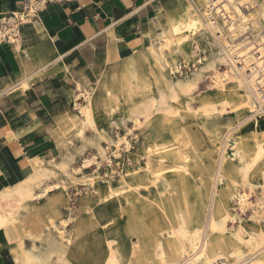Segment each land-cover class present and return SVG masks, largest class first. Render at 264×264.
Returning a JSON list of instances; mask_svg holds the SVG:
<instances>
[{
    "label": "bare ground",
    "instance_id": "6f19581e",
    "mask_svg": "<svg viewBox=\"0 0 264 264\" xmlns=\"http://www.w3.org/2000/svg\"><path fill=\"white\" fill-rule=\"evenodd\" d=\"M36 1L32 0V4H35ZM211 5L217 7V14L208 12ZM253 9L256 10L252 11ZM178 10L180 16L162 27L159 34L161 42L158 50L151 42L145 51L154 58V64L159 68V76L161 81L165 83L167 90H160L158 96L150 94L140 102L134 101L133 97L137 92L147 93L150 89V85L143 81L137 72L136 67L140 63V58L134 52L128 56V67L121 71L112 70L111 75L108 74L109 69L103 71L98 77L97 88L82 90V83H77L76 88L72 90V99L75 102L74 110H79L81 116L73 112L69 101L65 103L62 113L63 120L73 129L78 128V134L83 139L85 138V126L91 127L100 139L96 146L103 159L107 154V148L101 144L102 139L110 144L114 143L113 145L117 148V151L114 152L116 156L124 145L123 148H130L131 141L127 135H117L118 137L113 139L107 132H101L95 116L96 110L101 106L109 113L117 110L121 103V96H123L124 104L128 106L129 111L127 118L122 117L123 122L125 123L130 119L133 121L134 127L138 129L148 126L155 118L153 115L156 112L178 116L180 110H184L190 116L202 114L207 117V115L223 116L225 112L232 113L238 111V108H242L248 109L250 112H262L264 116V108L260 106V111L256 109V102L254 101L256 99L260 102L259 105H264V0H183L178 5ZM216 16L217 19L214 22L213 17ZM249 23L252 26V33L244 31L245 25ZM237 30L240 31V36H238ZM202 31H204L203 34H210L220 49L216 50L217 52H214L210 59L205 61L201 59V65L191 75L184 74L182 77L172 78L178 72L179 62L177 63L175 57L169 60L166 57V52L176 47L186 59L196 62V53L195 50L191 49L190 43L195 39L196 34ZM197 35L199 36L200 33ZM236 36L243 39L238 42ZM13 40L15 41V39ZM139 55L141 54L139 53ZM143 55L147 58L146 54ZM222 64L227 65V69L223 72L219 66ZM133 67L134 69H132ZM206 71L212 73L214 88L216 89L214 95L224 98L223 100L216 102L213 98L203 96L199 92L200 82ZM109 76L114 78L120 76L124 82L125 85L120 94L114 92L113 88L109 86ZM27 79L23 81L25 87L29 86ZM82 98H85V105L79 102ZM225 98H232L238 102L228 108L232 103ZM194 101H198V109L193 107ZM253 117L254 114L246 117L239 125L242 126V124L252 120ZM168 119L170 118L168 117ZM127 129L131 133L132 128ZM235 129V127L228 128L223 138L221 153L219 152L220 158L212 178L211 199L207 208V215L203 216L202 211L196 209L191 213V220L189 219L193 223L192 228H188L185 215L181 212L176 213L174 209L177 214L175 218L177 224H170L168 227L160 229L157 233L158 236L152 233L155 237L152 242L146 243L147 250L141 253L137 263L135 261L124 263L120 251L114 244L115 241L108 240L109 255L106 264H228V257L233 259L232 263L229 264H264V135H259L258 129H256L250 141V147L247 148L241 138L232 135ZM182 137V133H174L176 140L182 141ZM150 139H155V137L150 136ZM156 141L154 140L155 144L147 146V151L150 154H157V151H164L168 147L163 143L160 147ZM228 147H231L229 157L238 161L237 165L230 166V172L241 177L244 187L247 185L251 191L254 190L253 187L258 184H255L256 175L261 178L259 185L262 188V198L258 206L251 207L250 222H245L238 213L226 207L230 198H236L243 213L247 208H250L251 204L250 193H246L247 191L245 193L239 192L237 181L230 178L228 182L225 179L224 165L226 164ZM181 157L183 158V156ZM43 161L40 157L34 158L30 164V172L23 180L0 190V232H9L15 229L18 238L17 245L13 249H16L14 252L16 264H50L54 256L58 257L54 264H70L68 258L65 257L67 246L73 242L71 237L65 235L68 220L61 219L59 223L54 218L50 219L46 230V245L44 246L32 243V246L27 247L23 235L24 230H21L25 222L19 217L21 212L24 210L26 213H30V208H34L36 203L64 186V181L60 180L61 178L57 180L58 167L47 165ZM49 162L59 166L62 170L66 169L68 164L62 161L55 162V159ZM93 162H96L100 167L101 163L94 157L93 159H86L81 169L89 168L94 164ZM185 166L180 164V166L170 167H173L171 169H181L186 168ZM152 168L148 164L149 178L157 181L161 177L160 172L154 171L156 169L153 170ZM254 168L259 169L255 174L252 173ZM123 180L125 186L121 189L115 190L112 185L108 184L110 192L106 198L109 199L115 194L134 188L127 179ZM219 185H224L225 192L217 200ZM136 192L141 195L138 188ZM125 200L128 201L129 198ZM172 205L174 206V204ZM165 215L171 223L170 213L168 215L166 212ZM155 223L157 224V222ZM229 223L233 224V231H229ZM162 236L166 238V241ZM64 239L66 240L64 241ZM140 243L142 240H139Z\"/></svg>",
    "mask_w": 264,
    "mask_h": 264
},
{
    "label": "rangeland",
    "instance_id": "374dc122",
    "mask_svg": "<svg viewBox=\"0 0 264 264\" xmlns=\"http://www.w3.org/2000/svg\"><path fill=\"white\" fill-rule=\"evenodd\" d=\"M180 2H183V0L177 3L180 4ZM255 10L256 9H253L252 11ZM167 19L168 16L165 17V22ZM244 29V31L252 33V26L250 23L246 24ZM161 30L162 28L160 26V31ZM159 32H157V36L155 37L156 43L152 42L156 50H158V46L161 42L160 35L158 34ZM239 32L240 31L237 33ZM199 33L200 37L197 35ZM199 33L196 34L195 39L190 43L191 49L195 50L196 53V62L186 59L184 54L178 51L176 47L166 52V57L169 60L175 57L177 63L179 62L178 72L174 74L172 78L182 77L184 74L191 75L193 71L201 65V59L204 61L210 59L211 55L220 49L219 45L210 34H203L204 31ZM240 35L241 33H239L238 36ZM235 38L238 42L243 39L237 36ZM236 40L235 42H237ZM93 50H95L94 47ZM144 54L147 55V58L144 56V60H140L141 63H139L136 68L137 72L143 78V81L150 85V89L147 93L137 92L133 97L135 102L144 100L145 97H148L150 94L158 96L160 90H167L165 83L161 81V77L159 76V68L154 64V58L152 55L147 54V52H144ZM129 55H127V57ZM121 58L122 57L116 53L115 57L111 58L113 62H111V66L108 65V68L110 67V69L118 71L119 62L121 61L123 63V60L118 61ZM108 61H110V59ZM115 61L116 63L114 64ZM161 61L163 62L164 60L162 59ZM219 66L221 72L227 69L226 64ZM132 69H134V67ZM102 71L104 70H100L98 75L102 73ZM108 79L109 86L113 88L114 92L120 94V91L125 85L120 76L116 78L110 76ZM82 81V90L94 89L98 87L99 83H97V79L87 80L86 77H83ZM213 81L212 73L206 71L200 82L199 92L203 96L213 98L214 101L218 102L224 98L222 99L214 95L216 89L214 88ZM225 99L232 103L228 108H231L232 105H236L238 102V100H232V98ZM254 101L256 102V109L260 111V106L264 108V105H259L260 102L258 100L256 101V99H254ZM79 102L82 105L86 104L85 98L80 99ZM74 104V101L70 103L73 112L81 116L79 110H74ZM193 107L198 109V101L193 102ZM128 113V106L124 104L123 96H121V103L117 110L109 113L105 111L104 108L102 109V106L96 110L95 116L101 132L110 133L113 139L117 138V135H127L128 139L131 141L130 148H123L124 145L116 156L114 152L117 151V148L113 145L114 143L110 144L108 141L102 139L101 144L107 148V154L104 159L96 146V143H98L100 139L97 137V134L93 132L91 127L85 126V132H88V135L92 136L89 137L85 133V138L83 139L80 137L81 135L78 134V128L73 129L69 124L65 123L66 127L65 130L62 131L63 136L61 143H59L58 154L54 158L55 162L62 161L68 163L66 169H63V171L59 166H55L48 161L46 163L43 161V163L47 165L58 167L57 170L59 174L57 180L61 178L60 180L64 181V186L59 190L51 192L50 197L44 198L42 203L38 204L37 210L31 209V207L30 213H26V211L23 210L19 215L21 220L27 219L21 228V230H24L23 235L26 238L27 246H30L31 240L33 243H38L40 246L46 245V230L48 228V223H50V219L54 218L59 223L61 219H66L68 220V226L65 235L66 237H71L73 241L67 246L65 254L70 264H106L109 255L108 240L115 241L114 244L120 251L124 263H129L130 261L136 262L141 253L147 250L145 247L146 243L152 242L155 237L152 233L157 234L160 229L166 228L170 224H177L175 220L176 213L181 212L185 215L189 222H187L188 228H192L193 223L190 222L189 219L191 220V213L196 209L202 211L203 216L207 215V208L211 199L212 178L220 158V148L222 147L223 138L228 128H236L232 135L241 138L244 144L247 145V148L250 147V141L256 129H258L259 135H264V116L262 112L255 113L242 108H238V111L236 110L232 113L225 112L223 116L207 115V117L202 114H199V116H190V114L186 113L184 110H180L178 116H169L164 113L156 112L153 115V118H155L143 129L134 127L133 121L130 119L125 123L123 122V118H127ZM252 114H254V117L251 118L252 120L247 121L248 123L246 122L242 124V126L239 125L242 120ZM168 117L170 119H168ZM172 118L175 119L173 120ZM127 128H132L131 133ZM116 130L117 132L115 135L114 132ZM175 132L182 133V141L174 138ZM150 136H154L155 139H150ZM154 140H157L156 143L160 145V147L166 144L165 146H168L166 148L167 150L164 149V151H157V154H150L147 151V146L155 144ZM227 153L226 164L224 163L225 179L228 182L230 178L237 181L239 192L245 193L247 191L246 193H250L249 198L251 204L250 208H247L243 213L236 198H230L227 201L226 207L238 213L245 222H250L251 207L258 206L262 198V188L261 185H259L261 178L256 175L255 184H258L253 187L255 188L252 190L253 192L250 190L249 186L246 185L244 187L241 177L234 173L233 175L230 172V166L238 164L237 160H232L229 157V154H231V147H228ZM94 157L101 163L100 167L96 162H93L94 164L92 163L93 165L89 168L81 169L86 159H93ZM148 164L151 168L153 167V170L154 168L156 169L154 171L160 172L159 175H161V177L157 179V181L149 178L150 170L148 169ZM180 164L182 166L186 165L185 167L187 169H171L180 166ZM159 165L161 166L159 167ZM258 171L259 169L254 168L252 173L255 174ZM91 179L92 181H90ZM123 179H127L134 188L129 191L127 190L128 192L124 191L115 194L109 199L106 198L110 192L108 184L112 185L115 190L121 189L125 186ZM181 182L183 183L181 184ZM137 188L141 195L136 192ZM224 192V185H219L216 196L217 200L223 196ZM126 198H129L130 201H126ZM172 204H174V206ZM166 212L168 215L170 213L169 217L172 220L171 223H169L170 221L166 218ZM155 222H157V224ZM232 225V223H229V231L234 230ZM156 236H158V234ZM1 237L3 238L2 234L0 235V238ZM162 238L166 241L165 237L162 236ZM65 240L66 239H64V241ZM139 240H142V243L139 244ZM4 246L5 245H3V247ZM10 247L11 245L7 244V252L9 254V256H7L9 258L6 259L9 264H14V252L16 249L13 250L14 248ZM57 259L58 257L54 256L50 264L56 263ZM231 259L232 258L228 257V264L232 263L233 259Z\"/></svg>",
    "mask_w": 264,
    "mask_h": 264
},
{
    "label": "crops",
    "instance_id": "0c3cea01",
    "mask_svg": "<svg viewBox=\"0 0 264 264\" xmlns=\"http://www.w3.org/2000/svg\"><path fill=\"white\" fill-rule=\"evenodd\" d=\"M179 1H52L14 42H0V190L23 180L34 158L45 163L55 159L66 127L64 105L73 101L71 91L77 83L83 77L98 80L100 70L109 69L110 74L108 65L116 53L122 57L118 61L123 60L118 71L127 67L131 53L143 61L160 26L180 16ZM22 7L23 0H0V16ZM42 200L32 209L37 210ZM1 234L0 264H9L7 244L16 247L17 233L13 229Z\"/></svg>",
    "mask_w": 264,
    "mask_h": 264
},
{
    "label": "built area",
    "instance_id": "2783aa9c",
    "mask_svg": "<svg viewBox=\"0 0 264 264\" xmlns=\"http://www.w3.org/2000/svg\"><path fill=\"white\" fill-rule=\"evenodd\" d=\"M52 1L61 0H37L35 4H32V0H23V7L20 11L0 16V42H14L13 39L19 36L21 29L31 23V20L37 16V13L48 2ZM208 12L214 15L217 14V7L211 5L208 8ZM216 19L217 16L213 17L214 22H216Z\"/></svg>",
    "mask_w": 264,
    "mask_h": 264
}]
</instances>
